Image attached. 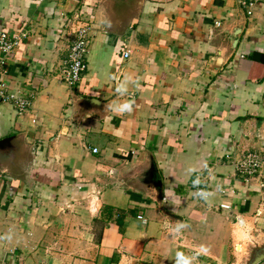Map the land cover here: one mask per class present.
Wrapping results in <instances>:
<instances>
[{
	"label": "crops",
	"instance_id": "0c3cea01",
	"mask_svg": "<svg viewBox=\"0 0 264 264\" xmlns=\"http://www.w3.org/2000/svg\"><path fill=\"white\" fill-rule=\"evenodd\" d=\"M74 19L91 32L69 87ZM2 30L0 83L30 103L0 98V264H247L264 246V166L232 165L264 155V0H0Z\"/></svg>",
	"mask_w": 264,
	"mask_h": 264
},
{
	"label": "built area",
	"instance_id": "2783aa9c",
	"mask_svg": "<svg viewBox=\"0 0 264 264\" xmlns=\"http://www.w3.org/2000/svg\"><path fill=\"white\" fill-rule=\"evenodd\" d=\"M254 0H240L241 6L247 8V14L251 13V7L253 6ZM76 25L73 26L71 30V41L69 42L68 51L64 65L60 70V80L65 85L72 87L75 85L81 74L86 68L85 56L89 50L90 44V32L91 24L88 20H75L73 23ZM68 22L72 23L71 19H68ZM79 23V24H78ZM18 39L14 36H10L5 31H0V72L3 73L5 60L16 48ZM128 56L127 52H124V57ZM0 98L4 101L10 102L14 107V110L18 115H22L28 108L30 103L29 96H26L24 93L12 92L7 90L4 84L0 83ZM96 148H92V152L95 153ZM233 167L238 174L243 176H252L257 173L264 166V155H260L256 152H247L239 160L233 161ZM201 180L198 178L197 183L195 184V192L201 198L206 196H201L200 193L206 191L203 188ZM220 208L229 209L227 204H220ZM142 221H145L141 216H138Z\"/></svg>",
	"mask_w": 264,
	"mask_h": 264
},
{
	"label": "water",
	"instance_id": "95a60500",
	"mask_svg": "<svg viewBox=\"0 0 264 264\" xmlns=\"http://www.w3.org/2000/svg\"><path fill=\"white\" fill-rule=\"evenodd\" d=\"M82 100L83 101L85 100L89 102L90 104H97V101H98L95 98H84V97H82ZM12 140H13V137H7V138L0 139V151H3L2 153H4L6 149L9 148L10 144L12 143ZM263 259H264V246L253 251V253L250 255V258L247 264H257Z\"/></svg>",
	"mask_w": 264,
	"mask_h": 264
},
{
	"label": "clouds",
	"instance_id": "9594fccd",
	"mask_svg": "<svg viewBox=\"0 0 264 264\" xmlns=\"http://www.w3.org/2000/svg\"><path fill=\"white\" fill-rule=\"evenodd\" d=\"M118 90L123 91V89H118ZM115 110L120 112L131 111V105L130 103L126 102L124 104L118 105ZM200 195L203 197L206 196L207 193L201 192ZM177 256L179 257V264H189L191 260V257H185L183 256L182 253H177Z\"/></svg>",
	"mask_w": 264,
	"mask_h": 264
},
{
	"label": "trees",
	"instance_id": "16d2710c",
	"mask_svg": "<svg viewBox=\"0 0 264 264\" xmlns=\"http://www.w3.org/2000/svg\"><path fill=\"white\" fill-rule=\"evenodd\" d=\"M116 221H117V223H119V222H120V220H119V219H117ZM119 224H120V223H119Z\"/></svg>",
	"mask_w": 264,
	"mask_h": 264
}]
</instances>
